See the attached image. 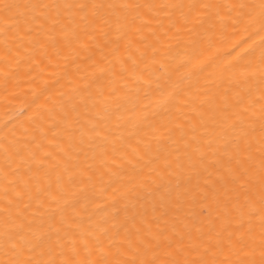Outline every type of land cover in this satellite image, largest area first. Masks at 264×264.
Instances as JSON below:
<instances>
[{"label":"clouds","instance_id":"clouds-1","mask_svg":"<svg viewBox=\"0 0 264 264\" xmlns=\"http://www.w3.org/2000/svg\"><path fill=\"white\" fill-rule=\"evenodd\" d=\"M0 264H264V0H0Z\"/></svg>","mask_w":264,"mask_h":264},{"label":"bare ground","instance_id":"bare-ground-1","mask_svg":"<svg viewBox=\"0 0 264 264\" xmlns=\"http://www.w3.org/2000/svg\"><path fill=\"white\" fill-rule=\"evenodd\" d=\"M105 83L104 81H101V84ZM9 100L11 101L12 104H15L17 107H20L21 106V101L19 99H15V98H6L4 103L5 104H8L9 103ZM94 149L93 148H86L84 149L80 155H79V159H82V158H85V153H90L91 151H93ZM157 158V153L153 152L150 156L146 157L145 160H140V161H136L135 163L133 164H126L124 165L123 168L120 169V172L122 174H124L125 176L127 177H131V176H134V175H137L139 174L144 166L146 165V163L151 160V159H155ZM96 197L94 194H89L86 198L82 199L78 204H77V210L81 211V212H84L85 209H90L91 207V203L93 200H95ZM163 211V210H162ZM162 211L161 212H158V213H155V215H160L162 214ZM145 212H146V216H145ZM141 217L143 218H152L154 213H153V210L151 207H148L147 209L145 210H142L141 211ZM131 231V226L129 225L128 226V230L126 231L125 229H122L121 232H120V235L121 236H126L129 234V232Z\"/></svg>","mask_w":264,"mask_h":264}]
</instances>
